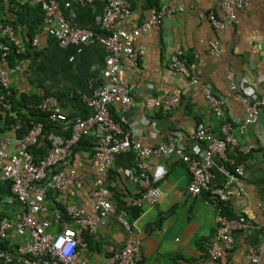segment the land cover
Listing matches in <instances>:
<instances>
[{
  "label": "crops",
  "instance_id": "crops-1",
  "mask_svg": "<svg viewBox=\"0 0 264 264\" xmlns=\"http://www.w3.org/2000/svg\"><path fill=\"white\" fill-rule=\"evenodd\" d=\"M123 1L128 13L118 14L112 30L125 31L133 51L142 55L137 64L125 55L119 58L118 79L131 91L133 103L128 108L111 105L110 117L115 122L123 121V134L129 133L130 139L141 146L155 148L174 142L192 158L202 157L206 149L205 143L194 138L199 124L218 138L222 137V126L231 124L237 146L228 147L225 158H212L213 183L226 187V172L242 168L243 188L223 207L227 215L243 216L252 227L247 232L234 233L229 264H252L250 252H254L258 264H264V239L260 230L264 220V108L242 132L237 128L246 119L241 98L252 92L264 93V0H246L235 10L232 24L225 22L223 0ZM55 2L71 25L90 30L93 39L81 45L61 47L44 34L43 12L35 7L37 4L0 0V24L11 25L22 41L20 53L9 55V88L16 100L24 95L41 103L44 97H51L57 103L58 113L70 119L85 118L90 113L86 100L100 87L109 85L103 76L108 51L102 43L109 32L101 27L108 0H93L83 5L74 0ZM17 3H27L28 12ZM179 6L183 10L178 11ZM161 9L166 14L160 18L159 25L134 36L133 32ZM215 22L224 26L217 28ZM36 33L41 34L37 45L32 46L31 39ZM2 37L0 32V40ZM174 58L183 70L175 65ZM206 90L215 102L207 98ZM166 96H178L179 105L164 111L147 104V100ZM4 112L0 110V129H4ZM23 112L27 114L28 110ZM54 125L66 135L69 128L66 124L55 122ZM15 126L0 133V139H10L9 154L13 153L17 136ZM35 146L39 158L48 152L45 135L39 137ZM75 146L56 168L74 171L73 184L64 198L57 191L46 196L45 211L38 215L51 222L52 234L64 226L83 233L65 212L69 204L91 216L94 214L96 140L89 136L80 146ZM244 146L250 147L247 154L239 149ZM232 164H235L233 170L227 167ZM141 174L150 177L159 199L153 206L142 207L133 218L125 209L131 207V200L140 192L131 179ZM106 181L114 212L84 241L85 247L79 248L82 260L87 264H109L111 255L106 246L116 250L131 238L139 244L136 264H206L216 228V204L205 192L199 196L187 193L190 176L177 155L139 158L133 150L118 152L106 173ZM26 211L10 197L0 201L1 220L13 221V227L6 230L1 240L7 243L8 251L4 252L8 256L0 259V264H40L18 253L28 235H17L15 226ZM119 212L131 224V235L118 222ZM55 214L60 215L58 223L54 222Z\"/></svg>",
  "mask_w": 264,
  "mask_h": 264
},
{
  "label": "built area",
  "instance_id": "built-area-1",
  "mask_svg": "<svg viewBox=\"0 0 264 264\" xmlns=\"http://www.w3.org/2000/svg\"><path fill=\"white\" fill-rule=\"evenodd\" d=\"M40 6L43 12V24L45 33L53 39L57 45H81L87 43L94 37V33L85 28L74 27L62 15L55 0H23ZM79 4H88L93 0H74ZM173 1V0H170ZM246 0H223L221 8L225 12L226 24L234 22L235 10L243 6ZM183 10L179 6L178 11ZM128 13L123 0H108L107 8L103 12L101 27L106 29L108 36L102 43L108 51L103 70L104 78L109 81L108 86L100 87L89 99L86 106L90 113L85 118H67L56 110L57 103L51 97H44L39 108L49 112V120L66 124L71 130V136L64 139L60 134L49 131L44 134L42 123L31 126L24 136H16L13 153L9 154L7 148L9 138L0 139V181L9 182L11 185V199L18 201L27 211L22 214L15 226L17 235H28V240L21 244L18 253L28 259H33L40 264H87L79 257V248L85 247L81 232L64 226L57 234H52L49 229L51 222L41 219L38 215L45 211L44 199L48 189L59 192L63 198L70 185L75 179L74 171L63 172L57 170L59 164L66 160L70 149L77 145L82 137H93L96 140L93 160L96 164L95 191H94V214L89 215L84 209L69 204L65 212L67 216L76 223L81 231L89 234L95 232V228L104 223L108 215L114 212L110 201V191L106 181V173L111 169L116 153L133 150L137 157H162L170 154L177 155L185 164L190 176L187 193L191 196H199L207 193L216 204V228L207 252L206 264H229V255L234 247L233 235L235 232H247L252 227L243 216L233 217L224 214V204L229 202L237 191L242 190L240 181L242 168L236 167L233 172L227 171L228 182L226 187H220L213 183L211 172L212 158L219 156L225 158L228 147L237 146L231 135L232 125L226 123L222 126V137L213 136L208 128L199 124L194 132V138L205 143L206 149L199 158L186 155L174 142L159 144L155 148L143 147L129 137V133L123 134V121L115 122L110 117L109 108L114 104H121L128 108L132 105L131 91L118 79V61L125 55L137 64L142 53H136L131 47L129 35L119 29L112 30L118 14ZM166 14L161 9L153 12L149 21L142 24L141 29L133 32L139 36L142 32L156 28L160 18ZM217 28L224 24L215 22ZM0 32L3 41H0V87L4 94L0 95V108L10 109L12 100L10 97L9 82L11 67L9 65L10 48H16L20 53L22 41L16 36L13 27L9 24H0ZM41 33H36L31 39L32 46L38 43ZM175 65L180 66L177 58ZM235 86L233 85V90ZM42 93V91H40ZM205 94L211 102H215L209 91ZM178 96H166L161 99L147 100L149 106L161 107L164 111L176 108L179 105ZM241 103L246 114L243 125L237 128L243 131L246 125L254 123L259 113L264 108V93L257 95L252 92L241 98ZM20 126L14 127V132ZM45 135L48 143V152L39 160L34 159L31 148L34 147L39 137ZM243 154L250 151V147H239ZM133 184L140 188V192L131 200V206L142 208L153 206L159 199V192L153 186L147 174L132 177ZM234 185V186H233ZM264 218V206L262 207ZM17 218V219H18ZM60 215L55 214L54 222H60ZM118 222L131 235V224L123 214L117 217ZM13 221L6 218L0 221V239L4 238L5 232L13 227ZM262 238L264 239V220L260 225ZM106 251L111 255L109 264H136L139 244L128 238L125 244L116 249L106 246ZM8 254L0 251V259L6 258ZM252 264H258L254 252H250Z\"/></svg>",
  "mask_w": 264,
  "mask_h": 264
},
{
  "label": "trees",
  "instance_id": "trees-1",
  "mask_svg": "<svg viewBox=\"0 0 264 264\" xmlns=\"http://www.w3.org/2000/svg\"><path fill=\"white\" fill-rule=\"evenodd\" d=\"M10 1H11V3L16 4V0H10ZM17 5H19L21 9L26 10V12H28L29 8L27 7V3H25L23 5L17 3ZM35 7H38V9L40 10L39 5H36ZM3 25H5V23H3ZM0 41H3V39H1ZM15 52H16V48L11 47L10 53L12 55L18 54ZM9 60H10V58H9ZM4 93L5 92L2 91L1 87H0V95L4 94ZM10 97L12 100V106H11L10 110H5L3 108H0V110L2 112L5 111L4 112L5 115L3 117L4 129H0V133H4L6 131H9V130H11V128L14 125H17V123H20L19 129L15 132L16 135L18 137H20V136H24L26 133H28V131L32 125H34L36 123H42L43 127H44V134L49 132V131H53V132H56L57 134H60L64 139H68L71 136V130L70 129L66 130V135H64V136L61 134V132L58 131V128H56L54 125L55 122L49 120V114L50 113L47 112L46 110H43V109L38 107L40 102L35 97H33V99H32L29 96L21 95L16 100L15 93L13 91H11ZM23 109H27L28 113L25 114L23 112ZM0 119H2V117H0ZM88 138L89 137H82L80 142L75 147L77 148L78 146H80L82 143H84L86 140H88ZM35 147L36 146L31 148V154L33 155V157L36 161V160L41 159L42 157L41 158L37 157V154L35 153V150H36ZM227 167L231 168L233 170L235 168V164L231 167L230 166H227ZM10 188H11V185L9 182L0 181V201H2V199H5L6 197H11ZM54 191L55 190L48 189L46 192V196L52 195ZM125 210H128L129 211V212L127 211L128 214L133 216V218H136L139 215L141 208H136V207L131 206V207H128V209L126 208ZM224 214L227 215L225 211H224ZM227 216L230 217V215H227ZM1 219H2V217L0 215V221H1ZM82 232L83 233L81 234V236L83 238V241H88V238L91 236V234H89L86 231H82ZM1 240L2 239H0V251H4V250L8 251V248L6 247L7 243L5 241H1Z\"/></svg>",
  "mask_w": 264,
  "mask_h": 264
}]
</instances>
